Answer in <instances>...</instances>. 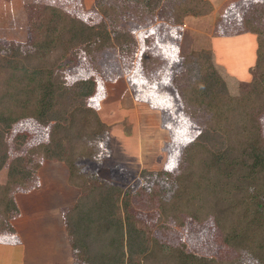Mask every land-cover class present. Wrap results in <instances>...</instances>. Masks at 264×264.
<instances>
[{
  "label": "rangeland",
  "instance_id": "374dc122",
  "mask_svg": "<svg viewBox=\"0 0 264 264\" xmlns=\"http://www.w3.org/2000/svg\"><path fill=\"white\" fill-rule=\"evenodd\" d=\"M98 1L104 8H114L112 19H104L106 28L110 34L130 33L134 42L128 47L31 48L29 9L53 5L91 25L103 20L95 10L97 0H0V41H16L33 53L26 58L27 67L41 71L66 62L70 66L63 71L66 83L89 77L95 81L94 93L85 98L87 108L76 107L66 121L40 125L25 118L10 127L4 139L8 156L0 168V189L13 157L57 140L66 153L65 163L72 165L69 183L79 195L99 181L137 191L130 205L132 220L147 236L149 247L139 256L141 264H172L175 257L183 264H264L256 245L261 237L257 243L238 239L259 200L250 187L230 199L221 219L202 212L197 220L185 213L191 175L183 168V149L195 140L208 115L181 97V89L198 77V57L207 54L226 87V94L218 98L236 110L258 109L259 138L264 142V106H257L264 104V94L256 86L255 70V33L264 34V0H207L208 12L185 15L179 22L172 13L176 0H160L152 10V5L136 0ZM189 54L194 59L187 60ZM19 133L26 139L15 149L13 137ZM37 157L38 167L49 161ZM200 158L195 157V172L201 171ZM46 162L32 184L36 195L34 190L46 187ZM28 194L19 195L21 210ZM162 241L168 244L164 252L153 247ZM7 246L0 244V249L10 251Z\"/></svg>",
  "mask_w": 264,
  "mask_h": 264
},
{
  "label": "trees",
  "instance_id": "16d2710c",
  "mask_svg": "<svg viewBox=\"0 0 264 264\" xmlns=\"http://www.w3.org/2000/svg\"><path fill=\"white\" fill-rule=\"evenodd\" d=\"M136 1L143 2V6L152 5L149 8L152 10L160 0ZM95 5L103 20L91 25L53 5H37L33 12L29 9L28 46L64 50L79 46L76 49L87 50L91 46L87 44H95V47L115 45L119 49L132 44L130 33L115 31L110 34L106 28L104 19H112L114 8H104L98 0ZM172 6L175 22L185 15L199 16L211 8L207 0H176ZM256 32V86L264 94V34ZM21 47L16 41H0V168L8 156L4 139L14 123L25 118L40 125L66 121L76 107L85 106V98L95 90V81L90 77L66 83L63 71L70 67L66 62L41 71L27 67L26 58L33 53ZM73 51L75 54L76 50ZM185 56L187 60L192 57ZM198 58L201 60L198 77L181 89V97L186 104L207 113L208 118L195 140L183 149V168L191 175L185 213L197 220L202 212L221 219L230 199L250 187L259 200L253 215L244 222L238 239L257 243L261 237L256 245L264 259V205L260 200H264V142L259 138V110L249 107L236 110L227 101L220 100L219 94H226L224 81L212 68L207 54ZM237 100L242 101L243 97ZM262 105L257 104L258 108ZM25 139L26 134H16L14 148L18 149ZM34 146L7 164L6 184L0 189V232L14 230L10 220L17 209L12 194L34 186L38 166L34 156L38 154L40 159L63 162L70 171L69 178H73L72 165L65 163L66 153L60 141L49 139ZM197 155L201 156L199 172L194 171ZM30 163L35 166L33 170ZM82 193L63 213L72 263L141 264L139 256L149 247L147 236L132 220L130 205L137 191H122L120 187L99 181ZM153 247L164 252L168 244L162 241ZM251 253L258 255L254 251ZM172 264L183 263L175 257Z\"/></svg>",
  "mask_w": 264,
  "mask_h": 264
},
{
  "label": "crops",
  "instance_id": "0c3cea01",
  "mask_svg": "<svg viewBox=\"0 0 264 264\" xmlns=\"http://www.w3.org/2000/svg\"><path fill=\"white\" fill-rule=\"evenodd\" d=\"M45 161L46 187L41 185L34 190L37 195L31 192L33 186L13 193L17 212L10 224L14 232H0V244L11 248L7 252L4 251L6 246H2L4 250L0 249L3 264H73L63 211L76 202L79 190L69 183L70 171L66 164L56 160ZM45 161L37 166L35 180ZM27 193L29 200L28 197L24 200L21 207L24 210H21L19 204L23 200L19 195Z\"/></svg>",
  "mask_w": 264,
  "mask_h": 264
}]
</instances>
